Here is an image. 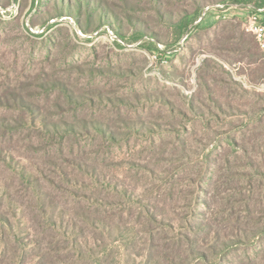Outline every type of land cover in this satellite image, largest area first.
<instances>
[{"label":"rangeland","instance_id":"374dc122","mask_svg":"<svg viewBox=\"0 0 264 264\" xmlns=\"http://www.w3.org/2000/svg\"><path fill=\"white\" fill-rule=\"evenodd\" d=\"M101 1L125 40L0 0V264H264L250 3Z\"/></svg>","mask_w":264,"mask_h":264},{"label":"trees","instance_id":"16d2710c","mask_svg":"<svg viewBox=\"0 0 264 264\" xmlns=\"http://www.w3.org/2000/svg\"><path fill=\"white\" fill-rule=\"evenodd\" d=\"M245 1H248V3H250L248 5L264 4V0ZM37 3L38 5H36V2H34L33 4L35 13L43 12L46 14V19L42 22V25H44L50 18H56L61 15L63 11H66L70 16L74 18L77 26L82 29L79 23L81 21V18L83 17V14H86L89 19L93 17H97L99 19L98 27L101 28V26L107 25L108 28H112V30L115 32V35L120 40L126 39L123 34L118 32V30L123 26L121 17L107 4H104L101 0H37ZM40 6H43L44 8H39ZM50 9L53 11L52 14L49 12ZM201 12L202 11H199L198 9L194 12H183L179 15L178 20L173 23L178 30L179 36L185 33L188 27L192 25L196 20L200 19L199 22L203 21L206 14L202 16ZM126 18L130 23L134 22L130 16H127ZM32 25H34V23ZM143 37L144 34L139 33L135 35L132 40L138 41ZM147 45L154 50H158V46L154 41H149ZM259 231L264 232V226L259 228ZM237 236L238 241L241 240L240 236L243 237V239L248 238L245 232H239Z\"/></svg>","mask_w":264,"mask_h":264},{"label":"built area","instance_id":"2783aa9c","mask_svg":"<svg viewBox=\"0 0 264 264\" xmlns=\"http://www.w3.org/2000/svg\"><path fill=\"white\" fill-rule=\"evenodd\" d=\"M247 7L249 11L245 22L246 29L253 35L258 46L262 52H264V4L248 5ZM109 35L112 39L119 40V38L110 30Z\"/></svg>","mask_w":264,"mask_h":264},{"label":"crops","instance_id":"0c3cea01","mask_svg":"<svg viewBox=\"0 0 264 264\" xmlns=\"http://www.w3.org/2000/svg\"><path fill=\"white\" fill-rule=\"evenodd\" d=\"M253 36V35H252ZM256 44H257V42H256ZM257 46H258V44H257ZM258 48L260 49V47L258 46ZM261 50V49H260ZM262 51V50H261Z\"/></svg>","mask_w":264,"mask_h":264}]
</instances>
